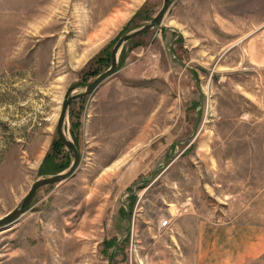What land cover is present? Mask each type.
<instances>
[{
  "label": "rangeland",
  "instance_id": "rangeland-1",
  "mask_svg": "<svg viewBox=\"0 0 264 264\" xmlns=\"http://www.w3.org/2000/svg\"><path fill=\"white\" fill-rule=\"evenodd\" d=\"M162 2L0 0V217L57 173L40 169L66 92ZM258 10L173 0L125 42L117 72L68 106L77 169L0 227V264H264V51L228 33Z\"/></svg>",
  "mask_w": 264,
  "mask_h": 264
},
{
  "label": "water",
  "instance_id": "water-1",
  "mask_svg": "<svg viewBox=\"0 0 264 264\" xmlns=\"http://www.w3.org/2000/svg\"><path fill=\"white\" fill-rule=\"evenodd\" d=\"M173 0H163L162 5L160 9L156 12V14L152 17V19L147 22L146 24L142 25L139 28H136L132 31H129L128 33L123 34L120 36L117 41L114 43L111 52H110V65L107 69H105L103 72L99 73L90 83L84 86V89L82 91H79L74 94H70L69 90L66 92L65 97L62 102V107L57 119L55 132L57 138L60 140V142L63 144V146L70 152L73 159L69 166L61 171L54 174L46 175L40 178H37L30 186L28 192L24 196L23 200L17 205L15 208L7 212L5 215L0 217V227L6 226L7 224L13 222L17 218H19L25 211L28 210L29 204L35 195L36 191L39 190L42 187L49 186L56 184L58 182H61L68 177H70L75 170L77 169L79 162H80V152L77 149L74 142L66 135L64 131V123L67 116V110L68 106L71 102L80 99L82 97H85L92 92L96 90V88L108 77H110L112 74L117 72L118 70V57L120 50L123 46V44L129 40H132L148 31H150L153 28L159 27L161 24V21L164 17L165 12L168 10L169 6ZM134 193V191H133ZM129 212H127L128 214ZM129 230V229H128ZM119 239L115 241V243L112 245L111 248H113L117 243ZM112 251L110 250L107 256L108 261L111 258Z\"/></svg>",
  "mask_w": 264,
  "mask_h": 264
},
{
  "label": "trees",
  "instance_id": "trees-1",
  "mask_svg": "<svg viewBox=\"0 0 264 264\" xmlns=\"http://www.w3.org/2000/svg\"><path fill=\"white\" fill-rule=\"evenodd\" d=\"M145 6H142V8L139 10V13L137 15H140L144 11ZM110 52L111 47L106 46L103 50H101L94 58V61L96 62V66L90 71V75H97L101 68H107L110 65ZM122 51L119 56L118 65L120 66L122 64ZM63 147V144L60 142L59 139L54 140V145L52 147V150L48 153L47 156V164H44L42 166V169H40L41 173H49V172H59L62 169L68 167L67 164L68 159H58L60 160L54 165V158L58 157V154L60 152V149ZM56 162V161H55ZM131 198L134 197L133 194L130 195ZM113 242L111 243V245ZM110 245V246H111Z\"/></svg>",
  "mask_w": 264,
  "mask_h": 264
},
{
  "label": "crops",
  "instance_id": "crops-1",
  "mask_svg": "<svg viewBox=\"0 0 264 264\" xmlns=\"http://www.w3.org/2000/svg\"><path fill=\"white\" fill-rule=\"evenodd\" d=\"M234 15L236 16L235 13ZM232 21H234V19H232ZM227 23L233 26L237 22ZM241 23L243 25L242 31L238 30L237 27H231V29H229L228 33L230 34V32H232L231 39L234 40L229 47H234L236 44L235 41L248 39V51H264V43L260 41L264 39V17L259 16V10L257 17L252 15L251 18L249 17L248 19L242 18ZM234 29H237V31L234 32Z\"/></svg>",
  "mask_w": 264,
  "mask_h": 264
},
{
  "label": "built area",
  "instance_id": "built-area-1",
  "mask_svg": "<svg viewBox=\"0 0 264 264\" xmlns=\"http://www.w3.org/2000/svg\"><path fill=\"white\" fill-rule=\"evenodd\" d=\"M167 223V221L166 222H164L163 224H166Z\"/></svg>",
  "mask_w": 264,
  "mask_h": 264
}]
</instances>
